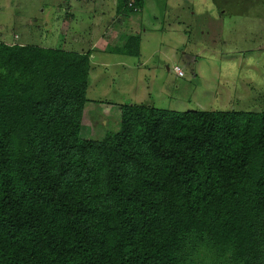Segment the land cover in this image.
<instances>
[{
	"label": "trees",
	"instance_id": "obj_1",
	"mask_svg": "<svg viewBox=\"0 0 264 264\" xmlns=\"http://www.w3.org/2000/svg\"><path fill=\"white\" fill-rule=\"evenodd\" d=\"M90 69L0 42V264H264V112L122 105L85 140Z\"/></svg>",
	"mask_w": 264,
	"mask_h": 264
},
{
	"label": "rangeland",
	"instance_id": "obj_2",
	"mask_svg": "<svg viewBox=\"0 0 264 264\" xmlns=\"http://www.w3.org/2000/svg\"><path fill=\"white\" fill-rule=\"evenodd\" d=\"M112 4L0 0V42L7 45L50 47L61 35L63 49L81 53L94 41L117 45L102 41L108 28L118 43L130 33L140 35L138 57L109 53L91 62L82 139L118 132L122 105L264 112V0L145 1L142 11L121 14L116 22ZM65 18L68 30L60 31ZM100 61L107 67L96 66Z\"/></svg>",
	"mask_w": 264,
	"mask_h": 264
},
{
	"label": "crops",
	"instance_id": "obj_3",
	"mask_svg": "<svg viewBox=\"0 0 264 264\" xmlns=\"http://www.w3.org/2000/svg\"><path fill=\"white\" fill-rule=\"evenodd\" d=\"M75 1H78V0H72V4L73 3H75ZM88 2L89 1H91V0H87ZM149 1H151V0H149ZM171 2H172V0H170ZM116 4H117V0H113V7L115 8V18H114V21L116 20V21H120V17H121V15H117V13H116ZM72 5H70V7H71ZM70 10H72V9H69V11ZM141 11H142V8H141ZM68 15V14H67ZM70 16H71V18H74V14L72 15V14H70ZM113 21V22H114ZM115 21V22H116ZM114 22V23H115ZM113 23V24H114ZM68 24V22L66 21V18H65V20H63L62 22H61V29H59L60 31L61 30H64V31H67L68 30V28H67V25ZM133 26H134V24H133ZM59 31V32H60ZM90 31V30H89ZM131 32H133V28H132V30H131ZM90 33H91V31H90ZM58 35V34H57ZM61 36V35H60ZM59 35H58V39H57V42H55V44L53 45V46H50V47H53V48H55V49H63V47H62V45H63V43H64V38H60L59 39V37H60ZM127 36H135V37H137V38H139V40H140V45H141V37H140V35H137V34H132V33H130V34H128ZM108 40H110L111 41V43H117L118 44V38H117V36H116V34L114 33V31L112 30V28L110 29V28H108L107 29V31H106V33H105V35L103 36V40L102 41H108ZM65 44L66 43H64V46H65ZM90 44V48H89V52H90V63L92 62V61H97V56H101V55H107V54H109V52H108V49L109 48H112V47H114L115 45H111V46H109V45H106V44H108V43H105V44H103V46H100V44L99 43H97V41H94V42H92V43H89ZM69 45H70V43H69ZM45 47H48V46H45ZM65 50V49H64ZM82 52H85V51H82ZM103 63V61H100V63H99V65H96V66H98V67H101V68H103L102 67V65H104V68H106L107 66H106V64H102ZM92 67H93V65H91Z\"/></svg>",
	"mask_w": 264,
	"mask_h": 264
},
{
	"label": "built area",
	"instance_id": "obj_4",
	"mask_svg": "<svg viewBox=\"0 0 264 264\" xmlns=\"http://www.w3.org/2000/svg\"><path fill=\"white\" fill-rule=\"evenodd\" d=\"M127 6L133 11V13H138L140 11L139 8L136 6V0H127ZM174 72L178 76H182V73L178 68H174Z\"/></svg>",
	"mask_w": 264,
	"mask_h": 264
}]
</instances>
